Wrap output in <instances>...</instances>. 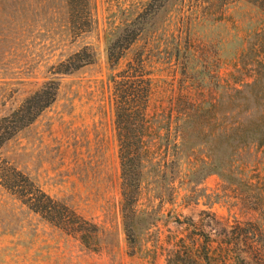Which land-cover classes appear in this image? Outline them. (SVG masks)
<instances>
[{
    "label": "rangeland",
    "instance_id": "obj_1",
    "mask_svg": "<svg viewBox=\"0 0 264 264\" xmlns=\"http://www.w3.org/2000/svg\"><path fill=\"white\" fill-rule=\"evenodd\" d=\"M65 1L0 0V119L51 78L57 62L85 46L96 56L59 79L54 104L0 149V162L100 226L101 247L86 250L0 187V264H166L192 230L219 243L236 224L254 222L264 233V144L213 142L216 127L235 123L244 108L236 101L230 109L226 97L264 65V15L244 0H89L91 26L80 33ZM136 28L139 38L110 69L106 48ZM139 59L152 81L146 115L154 132L144 139L137 209L145 215L132 253L120 216L109 78ZM230 110L232 119L224 117ZM214 159L225 164L219 174Z\"/></svg>",
    "mask_w": 264,
    "mask_h": 264
},
{
    "label": "trees",
    "instance_id": "obj_2",
    "mask_svg": "<svg viewBox=\"0 0 264 264\" xmlns=\"http://www.w3.org/2000/svg\"><path fill=\"white\" fill-rule=\"evenodd\" d=\"M9 1V0H8ZM252 4L264 15V0H244ZM66 7L72 29L87 33L91 26L89 0H66ZM139 29H123L121 35L106 48V62L114 70L129 47L139 38ZM95 53L90 47H83L51 66V78L23 100L8 116L0 119V149L20 132L31 126L42 113L51 107L59 93V79L71 75L95 62ZM133 73V74H132ZM138 60L137 68L129 62L118 76L109 78L113 85L112 106L113 124L118 144L120 166V216L123 234L128 247L135 253L138 237L142 231L144 213L137 209L142 176L145 169V156L149 152L145 137L154 132L148 124L146 108L151 95V79ZM121 78L118 83L116 78ZM234 89L226 97L227 107H234L239 101L235 123L216 127L213 135L215 144L223 145L237 139V145L261 146L264 144V65L257 77L243 86ZM214 103V111L220 104ZM245 101H254L249 107ZM217 114L215 115V118ZM224 117L233 118V110ZM184 116V120L188 119ZM224 162L214 159L212 172L221 173ZM0 187L13 196L27 211L37 216L45 224L71 236L88 251L97 252L101 247L104 230L97 224L78 215L62 201L55 199L37 186L25 173L0 162ZM149 227L151 224H148ZM192 226V224H188ZM148 227V226H147ZM264 233L257 223L236 224L230 229L226 242H217L203 232L192 230L186 238L176 242L166 259V264H264ZM246 249V250H245Z\"/></svg>",
    "mask_w": 264,
    "mask_h": 264
}]
</instances>
